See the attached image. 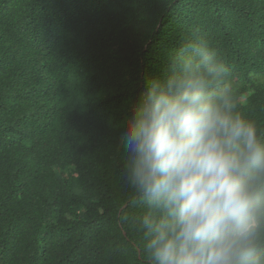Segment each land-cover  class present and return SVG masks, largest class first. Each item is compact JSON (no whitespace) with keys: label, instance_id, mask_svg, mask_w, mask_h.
<instances>
[{"label":"trees","instance_id":"obj_1","mask_svg":"<svg viewBox=\"0 0 264 264\" xmlns=\"http://www.w3.org/2000/svg\"><path fill=\"white\" fill-rule=\"evenodd\" d=\"M193 38L264 138V0H0V264H150L121 135Z\"/></svg>","mask_w":264,"mask_h":264},{"label":"clouds","instance_id":"obj_2","mask_svg":"<svg viewBox=\"0 0 264 264\" xmlns=\"http://www.w3.org/2000/svg\"><path fill=\"white\" fill-rule=\"evenodd\" d=\"M121 135L150 264H264V138L202 38L145 81Z\"/></svg>","mask_w":264,"mask_h":264},{"label":"water","instance_id":"obj_3","mask_svg":"<svg viewBox=\"0 0 264 264\" xmlns=\"http://www.w3.org/2000/svg\"><path fill=\"white\" fill-rule=\"evenodd\" d=\"M125 205H127V204H125ZM125 205H124V206H125Z\"/></svg>","mask_w":264,"mask_h":264}]
</instances>
